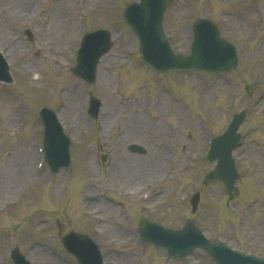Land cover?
Wrapping results in <instances>:
<instances>
[{
	"label": "rangeland",
	"instance_id": "obj_1",
	"mask_svg": "<svg viewBox=\"0 0 264 264\" xmlns=\"http://www.w3.org/2000/svg\"><path fill=\"white\" fill-rule=\"evenodd\" d=\"M131 1L0 0V48H7L15 79L0 85V264H12L14 246L32 264H70L60 233L72 227L93 236L94 225L106 264H214L201 250L168 259L140 241L141 219L172 228L193 219L212 239L264 257V0H173L166 11L165 32L181 53L188 50L195 19L206 16L218 24L239 53L228 79L194 72L154 75L144 67L137 39L121 16ZM17 3L21 7L14 8ZM26 27L33 32L31 43L17 37L19 47L8 49ZM96 28L111 31L113 46L88 87L71 75L70 53L84 31ZM88 89L102 101L96 119L85 111ZM43 105L61 108L58 116L71 138L70 172L53 177L44 166L36 170L40 139L32 127L38 131L35 112ZM241 108L246 119L234 152L240 194L229 201L219 182L202 183L213 165L205 152L209 136ZM131 144L145 154L129 152ZM95 146L100 152L88 154ZM122 153L132 164H123ZM119 170L125 175L115 177ZM197 190L198 208L191 213L189 200Z\"/></svg>",
	"mask_w": 264,
	"mask_h": 264
},
{
	"label": "water",
	"instance_id": "obj_2",
	"mask_svg": "<svg viewBox=\"0 0 264 264\" xmlns=\"http://www.w3.org/2000/svg\"><path fill=\"white\" fill-rule=\"evenodd\" d=\"M169 1L140 0L139 3H132L127 6L123 13L125 20L139 38V51L142 59L156 71H168L174 68H194L211 71L233 68L235 66L233 49L219 36L215 25L207 19H198L193 24L194 37L191 54L182 56L172 51L161 26L163 12ZM99 33L105 34L103 31H97L88 36L99 40ZM99 48L101 51L104 50L102 45ZM46 111L49 110L44 109V112ZM242 116L243 113L237 115L226 132L213 139L209 159L218 158V163L214 170L205 175L204 179L205 183L217 179L222 181L224 190L230 198L237 194L234 183L238 179L230 153L237 145L238 136L235 131ZM51 117V111L43 116L45 125L44 143L46 158L55 167L53 170H57L60 166H69L68 142L61 136L60 126L54 119L51 120ZM58 158L60 159L58 160ZM195 200H197L196 196ZM192 202L195 206V201ZM139 227L141 237L145 241L165 248L168 255L172 257H183L193 248L200 247L214 258L216 264H264V259L243 255L229 249L221 242H210L192 222H187L180 230H170L145 221ZM81 237L83 236L72 231H67L62 235L63 240L66 238L82 241ZM72 251L78 258L83 257L81 251ZM14 261L16 264H29L18 253L17 249L14 251Z\"/></svg>",
	"mask_w": 264,
	"mask_h": 264
},
{
	"label": "bare ground",
	"instance_id": "obj_3",
	"mask_svg": "<svg viewBox=\"0 0 264 264\" xmlns=\"http://www.w3.org/2000/svg\"><path fill=\"white\" fill-rule=\"evenodd\" d=\"M25 1H27V0H25ZM25 6V4L23 3V6L22 7H24ZM15 7H21V5H20V3H17L15 6H14V8ZM16 10H18V8H16ZM0 29H1V26H0ZM17 46L19 47V44H16L15 46H14V48H17ZM157 158L159 159V156H158V153H157ZM123 164H132L131 163V160L127 157V156H124V162H123ZM122 164V165H123ZM158 169H155L154 170V168H152L150 171L152 172V173H154V171L156 172ZM118 175H125V171H121V170H119L118 172H116L115 173V177H117Z\"/></svg>",
	"mask_w": 264,
	"mask_h": 264
}]
</instances>
